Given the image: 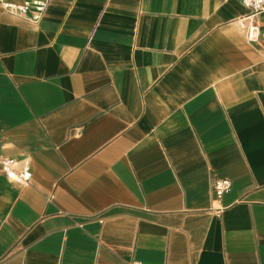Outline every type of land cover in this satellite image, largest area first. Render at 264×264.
Masks as SVG:
<instances>
[{"label":"crops","instance_id":"1","mask_svg":"<svg viewBox=\"0 0 264 264\" xmlns=\"http://www.w3.org/2000/svg\"><path fill=\"white\" fill-rule=\"evenodd\" d=\"M248 13L49 0L33 22L0 2V155L33 171H0V264H264V39L245 38Z\"/></svg>","mask_w":264,"mask_h":264},{"label":"built area","instance_id":"2","mask_svg":"<svg viewBox=\"0 0 264 264\" xmlns=\"http://www.w3.org/2000/svg\"><path fill=\"white\" fill-rule=\"evenodd\" d=\"M249 9V13L236 19V23L249 42H258L264 39V30L258 20L259 15L264 14V0H238ZM5 9L10 13L26 17L30 21L38 22L42 19L49 0H23L19 3L0 0ZM20 164V166H19ZM0 171L5 174H15L23 184L30 183L33 171L30 158L18 160L14 157L0 155ZM232 182L227 178H217L212 183V191L217 199L230 190ZM222 208L217 209L220 214ZM136 264V263H133Z\"/></svg>","mask_w":264,"mask_h":264}]
</instances>
